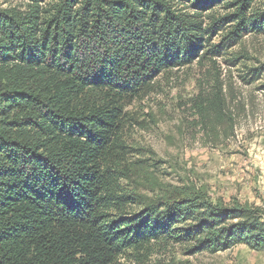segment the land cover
I'll list each match as a JSON object with an SVG mask.
<instances>
[{
	"label": "trees",
	"instance_id": "1",
	"mask_svg": "<svg viewBox=\"0 0 264 264\" xmlns=\"http://www.w3.org/2000/svg\"><path fill=\"white\" fill-rule=\"evenodd\" d=\"M22 1L25 12L0 11V264H114L158 242L264 251L258 211L190 193L132 202L118 174L126 103L160 73L264 33V12L247 18L253 0ZM220 4L235 13L202 29Z\"/></svg>",
	"mask_w": 264,
	"mask_h": 264
},
{
	"label": "rangeland",
	"instance_id": "2",
	"mask_svg": "<svg viewBox=\"0 0 264 264\" xmlns=\"http://www.w3.org/2000/svg\"><path fill=\"white\" fill-rule=\"evenodd\" d=\"M47 3L54 1L43 7ZM26 5L0 0V11L25 12ZM235 8L220 4L201 12L202 29L213 18L234 14ZM263 12L264 0H253L246 14L251 18ZM233 21L216 29L208 46L221 44ZM257 69L256 77L250 72ZM219 103L220 111L212 112ZM122 125L119 188L132 202L190 193L215 205L258 211L264 218V33H246L222 55L160 73L126 103ZM126 208L138 210L129 203ZM193 245L151 243L127 251L114 264H264V251L246 246L211 254L192 253Z\"/></svg>",
	"mask_w": 264,
	"mask_h": 264
}]
</instances>
